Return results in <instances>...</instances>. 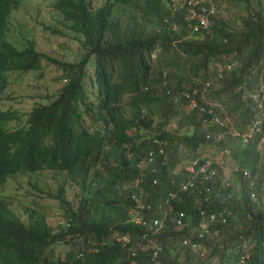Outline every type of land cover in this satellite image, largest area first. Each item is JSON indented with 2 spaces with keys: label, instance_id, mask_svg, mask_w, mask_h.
<instances>
[{
  "label": "trees",
  "instance_id": "16d2710c",
  "mask_svg": "<svg viewBox=\"0 0 264 264\" xmlns=\"http://www.w3.org/2000/svg\"><path fill=\"white\" fill-rule=\"evenodd\" d=\"M161 1L146 0L141 14L124 16H110L111 7L131 0L97 7L91 0L54 1L84 35L83 51L77 60L49 57L63 79L50 99L28 110L0 105V194L7 185L22 187L32 172L27 181L41 190L0 198V264H129L130 257L134 264H234L233 256L264 264V0H230L244 7L233 20L219 17L226 0H202L208 24L197 28L196 19L170 14ZM18 2L0 0L1 101L7 70L35 71L48 57L31 41L18 48L5 38ZM91 89L96 100L89 103ZM173 118L192 129H170ZM231 125L240 134L254 129L232 137ZM179 143L185 154L177 152ZM211 147L233 154V167L226 158L220 165L210 154L197 155ZM185 155L198 156L197 166L174 172ZM149 156L141 171L137 162ZM208 159L205 176L199 166ZM44 172L56 188L40 185ZM185 181L193 183L190 193L180 189ZM171 190L181 199L162 202ZM131 209L147 224L163 217L162 227L145 232ZM202 216L211 223L200 237ZM92 236L101 243L87 245ZM61 243L69 246L64 253L47 258L48 247Z\"/></svg>",
  "mask_w": 264,
  "mask_h": 264
},
{
  "label": "rangeland",
  "instance_id": "374dc122",
  "mask_svg": "<svg viewBox=\"0 0 264 264\" xmlns=\"http://www.w3.org/2000/svg\"><path fill=\"white\" fill-rule=\"evenodd\" d=\"M55 0H19L17 8L12 10V13L9 16L7 28L5 32V38L12 44L16 45L18 48H24L28 46L29 41L33 42L34 48L43 52L48 57L42 59V67L38 70H31L25 73L20 72V69H9L6 71L7 79L3 84L2 90L6 95L5 101L0 104L2 107H13L21 110L30 109L33 104L36 102H42L50 99L58 87L63 82V79L59 78L61 69L57 66L55 62L49 57L54 59H64V60H77L80 58L82 53L81 49V40L84 38V35L71 29L69 26V21L64 17V14L58 8L54 7ZM106 0H91L92 6L97 7L104 3ZM108 1V0H107ZM146 0H131L130 4L116 5L113 4L111 7L110 16H113L114 10L119 13V10L122 11L121 16H124L125 12H135V14H141L143 12V6L145 5ZM185 4V0H162L161 5L170 10V14H173L174 11L183 13L181 7ZM219 17L233 20L236 15L243 14L244 7L241 4L231 2L226 0L222 3L221 8L219 9ZM166 20V19H165ZM168 23L171 27L177 29L180 27L179 23ZM176 29V30H177ZM155 52L151 53L152 59L155 56ZM57 62V61H56ZM93 65V64H92ZM151 68L153 71L157 69V60H151ZM187 82H185L186 84ZM193 105V104H192ZM185 108V106H184ZM228 114V113H227ZM229 115V114H228ZM223 115L224 120L230 121L231 115ZM157 116H154V119L157 120ZM232 118V117H231ZM232 126V125H231ZM170 129L179 128L178 133L182 134L189 132L187 128L192 129L191 126H184L180 128L176 118L171 120V123L168 124ZM229 129V133L232 134V137H246L254 129V125L250 127L248 132L239 133V130L234 126ZM144 132L148 135L149 131L147 129ZM225 132H221V135H224ZM237 145V142H236ZM262 149L264 150V140L261 141ZM177 152L185 154L186 148L184 144L179 143L177 145ZM238 148V147H237ZM186 151V152H185ZM208 152H201L197 155H212L220 165H222V160L234 162L233 157L228 151L224 156L219 155L216 150L207 148ZM219 156H218V155ZM198 156L189 158L187 155L183 157L174 168V172H177L183 165H188L191 167L193 160ZM212 159H208L211 161ZM233 167V163L231 168ZM229 168L230 171L232 169ZM35 175V174H34ZM51 175V176H50ZM37 179L42 183H48L51 188H56L53 174L50 172H44L37 176ZM188 192V191H187ZM190 193V191L188 192ZM68 244L61 243L57 244L54 247H48L46 250L47 258H51L56 254H63L64 251L68 248ZM228 257V256H227ZM234 264H242L236 261L235 256L231 258ZM236 261V262H235Z\"/></svg>",
  "mask_w": 264,
  "mask_h": 264
},
{
  "label": "clouds",
  "instance_id": "9594fccd",
  "mask_svg": "<svg viewBox=\"0 0 264 264\" xmlns=\"http://www.w3.org/2000/svg\"><path fill=\"white\" fill-rule=\"evenodd\" d=\"M181 10L183 11V7H181ZM182 16L184 17V14L182 13ZM24 73V72H23ZM5 97H4V99H3V101H1V102H4L5 101ZM88 100H89V103H91V102H94L95 100H96V93H95V91H93L92 89H91V92H90V96L88 97ZM1 105V104H0ZM150 156H152V155H150ZM150 156L148 157V158H143V159H141L140 161H138L137 162V166H138V168L142 171V170H144V168H146V165H147V163H148V160H150ZM33 174H34V172H32V173H29L27 176H25V183H24V185L22 186V187H20V188H16L13 184H11V185H7V187H6V189L5 190H3L2 191V193L0 194V198L2 199L3 198V196H5V195H7V194H15L16 196H18L19 194H20V192L22 191V190H24V189H27V190H29V191H31V192H33V193H38V192H40L41 190L39 189V188H37V190H35L34 188H33V185L31 184V183H28V181H27V178H30L31 179V177L33 176ZM37 179V178H36ZM37 181L40 183V185H43L44 187H46V188H51L50 186H49V184L48 183H42L41 181H39L38 179H37ZM46 184H48V186L46 185ZM171 191H175V190H171ZM169 192V191H168ZM168 196V193H167V195H166V197H165V199L162 201V202H164V203H168L169 202V200L171 199V198H176V197H167ZM178 199V198H177ZM161 202V203H162ZM12 205H13V201H12ZM72 206L74 207V209H77V203H75V202H73V204H72ZM21 213V212H20ZM129 216H130V219L131 220H134L135 222H140L142 225H145V226H147V231H145V232H150V231H153V232H158V230L162 227V225H163V222H164V220H163V217H158V218H154L153 219V221L151 222V223H149V224H147V222H145V220L139 215V212L137 211V210H133V209H131L130 210V214H129ZM27 218L28 217H26V216H24V215H22L19 219L20 220H22V221H24V222H27ZM174 221L176 222V218L174 219ZM144 232V234H147V233H145ZM215 232H217V231H215ZM143 234V235H144ZM145 236V235H144ZM118 237H121L122 239H124L125 241H130V238L128 237V236H126V235H122V236H118ZM183 242V241H182ZM101 242L99 241V240H97V237H95V236H92V237H90V238H87V242H86V244L87 245H92V246H95V245H98V244H100ZM184 243V242H183ZM152 248H153V253L154 254H156V252H157V250L159 249V245L158 244H156V243H153L152 244ZM204 252H205V250L204 249H202L201 251H200V253L203 255L204 254ZM132 255L134 256L135 255V252H133L132 253ZM238 261V260H237ZM240 262H243V259L241 258L240 260H239ZM136 262V260H135V258H133V257H130L129 258V261H128V263L129 264H134ZM148 264H153V263H148Z\"/></svg>",
  "mask_w": 264,
  "mask_h": 264
},
{
  "label": "built area",
  "instance_id": "2783aa9c",
  "mask_svg": "<svg viewBox=\"0 0 264 264\" xmlns=\"http://www.w3.org/2000/svg\"><path fill=\"white\" fill-rule=\"evenodd\" d=\"M197 10H199L200 12H198ZM205 10H206V6L204 4H202V0H185V4L183 5V14H184V18L189 20V19H196V23L194 25V28L199 27V25H204L206 26L208 24V20L205 16ZM209 11H211V8L209 9ZM205 13V14H204ZM192 102L194 103V101L192 100ZM151 153V152H150ZM194 163H192V165L197 166V161L193 160ZM210 163V161H205L204 164H201L199 166V170L204 172L205 176H208L209 173L207 171V165ZM210 173H213V170L210 171ZM226 179V178H224ZM157 180H154V182H156ZM193 185V183L191 181H185L183 183L180 184V189L182 190H190V187ZM167 197H176L178 198V200L181 199V196L178 194L177 191H169L168 192V196ZM206 199V197H205ZM182 214V212H180ZM210 218H213V216H210ZM224 219V218H223ZM176 223L181 224V219L179 217L176 218ZM211 223V221H208L204 218V216L201 217V219L198 221V227L200 229L199 232V236H203L204 234L209 232V224ZM218 231V230H215ZM184 243H188L191 242L190 239L188 238H184L183 239ZM193 242V241H192ZM194 243L197 244V242L195 241ZM194 243H192V245H195Z\"/></svg>",
  "mask_w": 264,
  "mask_h": 264
}]
</instances>
